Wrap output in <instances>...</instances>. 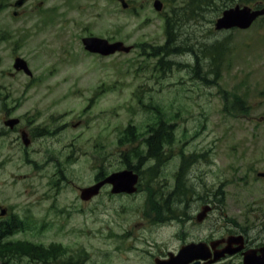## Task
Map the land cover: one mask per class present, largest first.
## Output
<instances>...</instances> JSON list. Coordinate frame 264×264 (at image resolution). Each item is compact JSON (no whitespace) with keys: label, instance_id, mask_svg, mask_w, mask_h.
<instances>
[{"label":"rangeland","instance_id":"1","mask_svg":"<svg viewBox=\"0 0 264 264\" xmlns=\"http://www.w3.org/2000/svg\"><path fill=\"white\" fill-rule=\"evenodd\" d=\"M15 1L3 0L0 9V106L5 98L7 106H13L12 114L22 117L28 127L57 129L55 137H45L46 150L63 152L68 143H75L82 160L36 167L23 162L17 151L16 163L0 162L2 199L54 218L48 221L52 222L46 230L48 238L63 236L80 242L87 238L77 229L83 225L101 235L114 221L145 220L142 226L147 227L154 250L171 249L176 244L171 239L174 231L186 229L191 221L185 218L183 226L176 223L180 219L175 211L180 210H173L170 197L162 211H154L149 197L157 203L160 196L155 191L160 184L163 193L175 185L180 163L179 179L192 186L194 178H200L196 187H189L194 193H205L209 183L242 172L237 157L244 155L243 146L264 142V118H260L264 114V17L249 30L220 31L216 19L241 0H163L160 11L154 8V0H128L130 9L119 0H27L20 8L13 5ZM16 9L18 15L13 14ZM167 20L174 32L169 42ZM90 34L122 40L133 48L128 53L94 55L82 44ZM220 39L225 49H220L222 61L217 65L211 44ZM16 56L26 59L31 76L14 68ZM158 118L166 124L171 121L176 139L170 145L172 155L162 161L158 182L148 158L137 163L141 184L135 196L113 199L103 192L88 202L80 199L77 185L94 182V163L104 164L107 172L125 166L118 162L127 145L120 143L121 131L131 124L145 130ZM3 142L0 153H9L11 147ZM134 142L146 151L142 139ZM205 147L206 158L184 159L186 152ZM235 164L234 171L230 165ZM14 170L16 182L11 179ZM185 195L180 191L178 202ZM197 200L191 202L195 208L201 204ZM52 202L71 209L64 217L49 205ZM117 208L124 209L121 215ZM63 223L74 230L62 234ZM92 241L95 252L106 246Z\"/></svg>","mask_w":264,"mask_h":264},{"label":"flooded vegetation","instance_id":"2","mask_svg":"<svg viewBox=\"0 0 264 264\" xmlns=\"http://www.w3.org/2000/svg\"><path fill=\"white\" fill-rule=\"evenodd\" d=\"M250 5L264 7V0H254ZM31 135L35 140L44 138L42 132ZM243 147L244 155L237 157L243 167L237 168L242 172L219 180L215 191L206 186L205 193H197L203 201L197 208L184 205L185 213L191 210L194 224L178 230L176 244L165 252L141 248L140 244L147 243L146 226L140 229L136 225L118 234L108 226L106 252H92L91 246L76 240L50 238L34 243L25 239L18 223L4 220L13 216V210L5 208L2 214L0 202V264H10L13 258L16 264H248L249 253L264 258V142ZM230 166L236 170V164ZM18 241L36 246H29L27 254H22L24 249ZM188 243L200 246L189 257L179 255L182 245Z\"/></svg>","mask_w":264,"mask_h":264},{"label":"water","instance_id":"3","mask_svg":"<svg viewBox=\"0 0 264 264\" xmlns=\"http://www.w3.org/2000/svg\"><path fill=\"white\" fill-rule=\"evenodd\" d=\"M24 0H19L17 4H21ZM156 6L158 8L161 7L160 1H156ZM262 13V10L258 11H251L249 7L236 6L224 11V15L218 19L217 27H233V26H240V27H248L252 21L257 17L258 14ZM84 42L87 48L94 50V51H101L103 53H110L114 52L115 50H125L129 51L130 46H125L123 42L118 41L115 43H109L105 39L97 38V37H88L84 39ZM16 66L18 67H25L26 64L21 59L17 60ZM16 121V120H15ZM106 181H112L115 183V190H126V191H133L135 189L134 184L137 181V174L133 173L131 170H124L114 175H111L101 183L95 185L93 188L88 189L89 196L94 194L98 188Z\"/></svg>","mask_w":264,"mask_h":264},{"label":"trees","instance_id":"4","mask_svg":"<svg viewBox=\"0 0 264 264\" xmlns=\"http://www.w3.org/2000/svg\"><path fill=\"white\" fill-rule=\"evenodd\" d=\"M167 32H169V36L170 35H172L174 32L173 31H170V29H167ZM167 42H169V39H168V41ZM166 45H167V43H166ZM219 47H220V45L219 44H216V45H214V46H212V49H211V52H216V51H218V49H219ZM170 46H168L164 51L165 52H168L169 50H170ZM215 57V59L217 60V57L216 56H214ZM152 130H155V127L154 128H152ZM125 133V135H124V140H131V136H130V134L128 133H126V132H124ZM155 139V135H153V136H151L150 137V140H154ZM157 141V144H158V139L156 140Z\"/></svg>","mask_w":264,"mask_h":264}]
</instances>
